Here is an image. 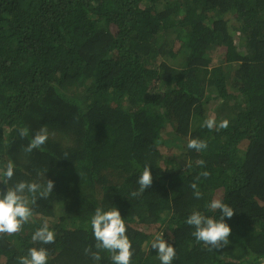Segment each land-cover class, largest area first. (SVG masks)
I'll return each instance as SVG.
<instances>
[{"label":"trees","instance_id":"trees-1","mask_svg":"<svg viewBox=\"0 0 264 264\" xmlns=\"http://www.w3.org/2000/svg\"><path fill=\"white\" fill-rule=\"evenodd\" d=\"M209 107L226 129L201 126ZM43 126L47 142L26 153ZM194 138L207 148L189 149ZM8 161L9 186L54 188L19 233L0 234V264L31 247L47 248V264H112L84 249L96 251L95 209L114 206L131 264H161L159 233L172 264H264V0H0V167ZM146 164L153 183L132 196ZM216 198L235 210L219 250L186 224L193 211L219 218ZM45 222L56 239L41 245L31 237Z\"/></svg>","mask_w":264,"mask_h":264},{"label":"clouds","instance_id":"clouds-1","mask_svg":"<svg viewBox=\"0 0 264 264\" xmlns=\"http://www.w3.org/2000/svg\"><path fill=\"white\" fill-rule=\"evenodd\" d=\"M229 125L228 120H221L217 123L215 117H209L202 123V127L209 130L226 129ZM19 136L25 138L29 134L27 128L18 130ZM48 129L46 126L41 127L35 132L33 138L24 148L26 153H31L34 149H39L48 140ZM187 147L189 149L201 152L207 148V142L198 138L190 139ZM200 166L205 165V161H198ZM190 167V165H187ZM15 166L12 161H8L3 167H0V183L7 186L6 191L0 190V234L19 233L23 226L28 223L33 215L32 205L36 204L37 196L47 199L53 191L54 181L47 179L46 184L42 185L37 182L19 181L9 186V181L14 176ZM203 177L210 175L207 171L200 174ZM200 176L196 177V181ZM153 177L150 165H145L143 172L139 175L137 184L138 192H132V196L144 193L145 189L151 187ZM190 187L194 190L193 195L199 199L202 195L198 188L197 182L191 183ZM208 208L212 211L219 210V218L208 216L200 211H193L186 219V224L194 228L192 235L197 242H203L204 245L211 249H222L227 246L231 234L230 226L225 222V217L231 219L235 210L225 203L222 199H213ZM90 226L95 239V249L85 248V254H90L93 261H100L102 251L111 254L112 264H131L133 256L132 242L126 234V223L121 216L117 207H111L104 210L100 207L95 209L91 217ZM32 241L41 245L55 243V232L49 228L47 222L35 230L32 235ZM151 248L157 250V257L161 264H172L176 257L175 247L169 244L163 233L157 234L151 242ZM48 250L45 247H31L27 254L19 257V264H47Z\"/></svg>","mask_w":264,"mask_h":264},{"label":"rangeland","instance_id":"rangeland-1","mask_svg":"<svg viewBox=\"0 0 264 264\" xmlns=\"http://www.w3.org/2000/svg\"><path fill=\"white\" fill-rule=\"evenodd\" d=\"M210 108V107H209ZM210 116L211 117H215V118H217L218 117V114H219V112L218 111H216V110H213V109H211L210 108ZM145 230H148V233H150V234H156V232H157V229L156 228H150V229H145Z\"/></svg>","mask_w":264,"mask_h":264}]
</instances>
